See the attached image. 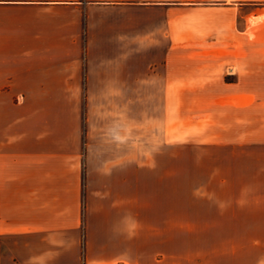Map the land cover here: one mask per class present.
Returning <instances> with one entry per match:
<instances>
[{"label":"crops","instance_id":"obj_1","mask_svg":"<svg viewBox=\"0 0 264 264\" xmlns=\"http://www.w3.org/2000/svg\"><path fill=\"white\" fill-rule=\"evenodd\" d=\"M174 134L264 150V0H0V264H264L142 158Z\"/></svg>","mask_w":264,"mask_h":264},{"label":"rangeland","instance_id":"obj_2","mask_svg":"<svg viewBox=\"0 0 264 264\" xmlns=\"http://www.w3.org/2000/svg\"><path fill=\"white\" fill-rule=\"evenodd\" d=\"M253 37L259 39L261 35L253 33ZM180 137L174 134L172 146L162 151L142 150V158H165L170 163L174 201L192 207L194 218L199 209V216L205 220L212 221L215 216L217 220L233 223L220 232L233 234L238 243L245 238L264 236V212L256 210V207H264V150L198 145L178 141ZM216 205L226 209L236 206L237 211L212 214ZM246 206H253V212H244Z\"/></svg>","mask_w":264,"mask_h":264},{"label":"built area","instance_id":"obj_3","mask_svg":"<svg viewBox=\"0 0 264 264\" xmlns=\"http://www.w3.org/2000/svg\"><path fill=\"white\" fill-rule=\"evenodd\" d=\"M111 264H128V263L118 262V263H111Z\"/></svg>","mask_w":264,"mask_h":264}]
</instances>
